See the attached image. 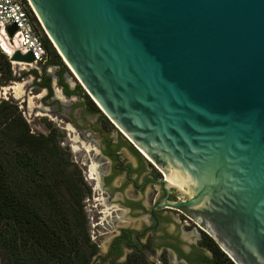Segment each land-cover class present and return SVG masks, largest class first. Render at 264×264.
<instances>
[{"label": "water", "instance_id": "1", "mask_svg": "<svg viewBox=\"0 0 264 264\" xmlns=\"http://www.w3.org/2000/svg\"><path fill=\"white\" fill-rule=\"evenodd\" d=\"M25 1L85 93L182 197L152 210L202 215L233 264H264V0Z\"/></svg>", "mask_w": 264, "mask_h": 264}, {"label": "flooded vegetation", "instance_id": "2", "mask_svg": "<svg viewBox=\"0 0 264 264\" xmlns=\"http://www.w3.org/2000/svg\"><path fill=\"white\" fill-rule=\"evenodd\" d=\"M32 74V86L37 87L38 94L45 91L41 111L62 119L65 147L81 152L80 171L89 188L86 201L93 203L88 205L91 216L95 215L90 225L96 231L104 227L112 231L98 263H123L139 254L149 264H156L151 260L154 256L158 264H211L206 243L215 242L204 228L206 218L184 207L152 210L161 200H182L174 187L160 182L164 175L156 165L98 107H93L80 86H70L60 66L46 64ZM53 78L58 95L53 92ZM72 104L81 106L82 112L73 111ZM94 111L104 124H90L88 115ZM90 167L95 172L91 173ZM187 227L193 230L189 237Z\"/></svg>", "mask_w": 264, "mask_h": 264}, {"label": "trees", "instance_id": "3", "mask_svg": "<svg viewBox=\"0 0 264 264\" xmlns=\"http://www.w3.org/2000/svg\"><path fill=\"white\" fill-rule=\"evenodd\" d=\"M42 42L46 64L66 71L45 35ZM0 78L1 85L15 80L1 52ZM59 142L55 130L31 132L17 105L0 101V264H106L95 262L98 247L83 207L89 188ZM206 246L211 264H233L215 243ZM109 264L149 263L133 254Z\"/></svg>", "mask_w": 264, "mask_h": 264}, {"label": "rangeland", "instance_id": "4", "mask_svg": "<svg viewBox=\"0 0 264 264\" xmlns=\"http://www.w3.org/2000/svg\"><path fill=\"white\" fill-rule=\"evenodd\" d=\"M61 62L66 69L65 74H64L66 81L70 84L71 87H73L74 84H75V87L80 86L77 79L70 72V70L67 68V66L63 63L62 60ZM43 66L44 65H41V66L32 65V64L22 63V62L11 64L12 76L15 78V80L8 82L5 85L0 84V101L1 100L13 101L17 105L18 109L20 110L26 122L28 123L31 129V132L47 134L48 130H51V129L55 130L57 134L59 135V140H60L59 145L64 150L65 157L67 158L66 160L69 161L77 169V171H79L80 175L83 177L84 174L82 175L80 171V169L82 168L81 166L82 156L80 155L81 152L80 151H75V152L68 151L67 148L65 147V142H64L65 135H64L63 130H61V126H63L62 119L60 117H55L54 115L41 111L43 107L40 101H41V97L45 94V91L40 92L38 94L37 87L32 86L33 78H34L32 71L35 68L40 69ZM3 81L4 79L0 78V82H3ZM54 84H55V80L53 78L52 79L53 92L55 93V95H58L59 89H57ZM18 85L20 86V93L19 95L16 96V92L14 91L13 87L18 86ZM80 89L81 91H83L82 87ZM74 101H75L74 103H76L75 99ZM90 102L94 108H97V106L92 102V100ZM71 107L72 109H74L73 111L77 113L82 112L81 106L79 105L72 104ZM97 114L98 113L94 111L92 115H88V120L90 124H94V123L104 124L105 123L103 119H99L100 116H98ZM128 158L133 161V159L130 156H128ZM74 161H76V163ZM72 169L74 168L72 167ZM83 181H84V178H83ZM88 196H89V193H87V195L85 196V199L83 201V207H84V211L87 216V219H88L91 239L95 243H97V245L100 247L98 248L100 249L99 254L95 257V262L98 263L101 261L99 256L104 255L107 249L109 241L112 237V233H111L112 231L108 229L107 227H104L103 230L96 231L92 227L93 225H90V223H93L91 218L92 216L94 218L95 215L93 214L91 216L92 213H90L89 211L91 209L90 205L93 203L90 201L89 202L86 201V198ZM191 229L192 228H188V227L185 229V233L187 234V237H189V234H192L191 232H193V230ZM151 260L154 261V263L158 264L157 262H155L156 261L155 256L151 258Z\"/></svg>", "mask_w": 264, "mask_h": 264}, {"label": "built area", "instance_id": "5", "mask_svg": "<svg viewBox=\"0 0 264 264\" xmlns=\"http://www.w3.org/2000/svg\"><path fill=\"white\" fill-rule=\"evenodd\" d=\"M24 1L0 0V52L8 60L15 51L21 54L29 53L33 58L32 65H45L47 53L42 42L44 34L37 27L39 23L29 3ZM11 25H14L17 31L10 38L6 28Z\"/></svg>", "mask_w": 264, "mask_h": 264}, {"label": "bare ground", "instance_id": "6", "mask_svg": "<svg viewBox=\"0 0 264 264\" xmlns=\"http://www.w3.org/2000/svg\"><path fill=\"white\" fill-rule=\"evenodd\" d=\"M14 88V91L16 92V96L17 95H19V93H20V86L18 85V86H15V87H13ZM141 153V152H140ZM142 154V153H141ZM143 155V154H142ZM144 156V155H143ZM145 157V156H144ZM146 158V157H145ZM147 159V158H146ZM148 160V159H147ZM149 161V160H148ZM90 172L91 173H93L94 172V169H93V167H90ZM164 180H165V178H164Z\"/></svg>", "mask_w": 264, "mask_h": 264}]
</instances>
